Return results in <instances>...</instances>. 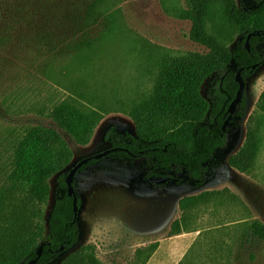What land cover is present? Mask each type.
Masks as SVG:
<instances>
[{
    "label": "rangeland",
    "instance_id": "374dc122",
    "mask_svg": "<svg viewBox=\"0 0 264 264\" xmlns=\"http://www.w3.org/2000/svg\"><path fill=\"white\" fill-rule=\"evenodd\" d=\"M186 7V0H0V173L6 165L8 172L16 141L32 125L52 127L68 143L72 159L63 172L109 148V127L133 135L125 111L150 92L160 55L205 51L189 39L190 21L176 16ZM205 29L230 48L239 36L215 4ZM256 48L262 60L245 79V114L226 133V148L207 163L204 182L154 184L146 157L96 160L73 182L80 200L77 242L46 264H59L85 244L104 264H264V241L250 228L253 220L264 224V121L255 119L264 42ZM214 79L210 75L200 87L206 100ZM64 99L103 115L88 144H76L48 117ZM248 125L261 147L251 171L240 173L227 158L242 145ZM48 183L42 242L50 238L57 174ZM185 195L198 201L182 211L178 202ZM174 220L178 234L170 236Z\"/></svg>",
    "mask_w": 264,
    "mask_h": 264
},
{
    "label": "trees",
    "instance_id": "16d2710c",
    "mask_svg": "<svg viewBox=\"0 0 264 264\" xmlns=\"http://www.w3.org/2000/svg\"><path fill=\"white\" fill-rule=\"evenodd\" d=\"M187 7L178 9L176 16L190 21L189 39L205 48L203 52L160 55L150 92L134 103L125 114L134 124V134L120 133L111 126L104 135L109 153L118 158L149 159L148 177L169 176L164 184L192 181L197 187L205 180L207 163L217 149L227 145V132L245 114L244 98L222 132L227 106L238 88L235 73L245 80L261 63L256 45L264 42V0H252L245 5L237 0H186ZM221 8L225 20L239 34L233 46L220 42L205 29L210 5ZM259 31L249 38L250 50L245 48L248 33ZM214 74L209 100L200 93L203 81ZM256 122L264 121V88L256 102ZM48 117L76 144L86 145L103 118L96 109L84 110L72 100H62L48 112ZM261 147V137L248 125L238 150L227 158V164L240 173H249ZM72 159V151L63 136L54 128L43 125L26 127L16 141L9 170L0 173V264H27L42 250L35 264L51 262L60 247L70 248L78 239V227L73 222L72 197L66 194L63 172ZM96 162L90 159L79 170ZM182 173V176H178ZM57 174V191L47 224L50 238L44 237V210L50 186L48 180ZM198 201L195 195L183 196L178 204L182 211ZM79 207L80 200L77 199ZM172 222L169 234H178ZM252 233L264 241V224L250 223ZM59 264H104L94 246L85 244L62 258Z\"/></svg>",
    "mask_w": 264,
    "mask_h": 264
},
{
    "label": "water",
    "instance_id": "95a60500",
    "mask_svg": "<svg viewBox=\"0 0 264 264\" xmlns=\"http://www.w3.org/2000/svg\"><path fill=\"white\" fill-rule=\"evenodd\" d=\"M264 33V30L262 31ZM259 31H252L250 33L247 34L246 39H245V48L247 49V51L250 50V44H249V38L253 35H257L259 34ZM260 63H257L255 65L252 66L253 69H255ZM235 81L238 84V88L237 91L235 93L234 98L230 101V103L227 106L226 112H227V117L225 118V120L223 121V124L221 126L222 132L226 131V127L228 126L233 113L235 112L237 105L240 103V101L242 100L243 94H244V87H245V80L242 79L241 74H240V69L236 71L235 73ZM116 148L113 147H109L103 151L94 153L92 155H89L87 157H84L80 160H78L75 164H73L70 169L68 170L67 174L65 175L64 178V182L66 184V194L70 197H72V209H73V222L76 221L77 218V213H78V205H77V197L75 195V190H74V186H73V182H74V178L75 175L77 173V171L80 169V167L85 164L88 160L90 159H100L103 158L107 155H109V153L113 152ZM148 180L154 184L160 185L163 184L167 181L170 180L169 176H154L151 175L148 177ZM41 250H42V244H40L37 249H36V257H34L33 259L29 260L27 264H35L37 259L39 258L40 254H41ZM60 252L64 251L63 246L60 247Z\"/></svg>",
    "mask_w": 264,
    "mask_h": 264
},
{
    "label": "crops",
    "instance_id": "0c3cea01",
    "mask_svg": "<svg viewBox=\"0 0 264 264\" xmlns=\"http://www.w3.org/2000/svg\"><path fill=\"white\" fill-rule=\"evenodd\" d=\"M139 81H140V80H137V82H136V84H135V87H136V88H135V89H136V92L139 90V89H138V87H137V86H138V85H137V83H138ZM79 84H80V83H79ZM138 84H139V83H138ZM79 86H80V85H79ZM79 88H80V89H78V90H79L80 92H83V91H82V90H83V88H82V87H79ZM84 91H85V90H84ZM126 92H127V91H126ZM128 92H129V91H128Z\"/></svg>",
    "mask_w": 264,
    "mask_h": 264
}]
</instances>
